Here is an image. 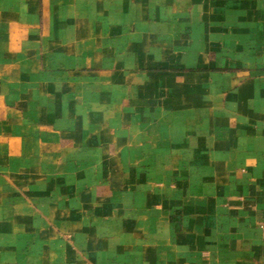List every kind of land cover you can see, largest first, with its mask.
Wrapping results in <instances>:
<instances>
[{
	"label": "crops",
	"instance_id": "0c3cea01",
	"mask_svg": "<svg viewBox=\"0 0 264 264\" xmlns=\"http://www.w3.org/2000/svg\"><path fill=\"white\" fill-rule=\"evenodd\" d=\"M0 264H264V0H0Z\"/></svg>",
	"mask_w": 264,
	"mask_h": 264
}]
</instances>
